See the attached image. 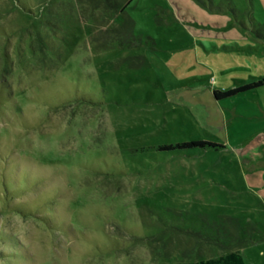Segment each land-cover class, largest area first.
Segmentation results:
<instances>
[{
  "label": "rangeland",
  "instance_id": "rangeland-1",
  "mask_svg": "<svg viewBox=\"0 0 264 264\" xmlns=\"http://www.w3.org/2000/svg\"><path fill=\"white\" fill-rule=\"evenodd\" d=\"M127 1L0 0V264H264V0Z\"/></svg>",
  "mask_w": 264,
  "mask_h": 264
},
{
  "label": "trees",
  "instance_id": "trees-1",
  "mask_svg": "<svg viewBox=\"0 0 264 264\" xmlns=\"http://www.w3.org/2000/svg\"><path fill=\"white\" fill-rule=\"evenodd\" d=\"M128 1H130V0H128ZM127 2L125 3V5H123L122 10H124L123 8L126 6ZM262 83H264V77L258 81L251 82V83L241 85L238 87H234V88H231L228 90L214 91V94H215V96H227V95L234 94L235 92L240 91V90H245L248 88H252V87L261 85ZM202 143H204V142H202ZM191 144H197V143H195V142H184V143H176L174 145L165 144V145H161L160 149H173L175 147H184V146H189ZM184 264H246V263H245V260L242 256V254H240V252H238L237 250H230V251L223 253L219 256H216V257H208L205 259L188 261V262H185Z\"/></svg>",
  "mask_w": 264,
  "mask_h": 264
}]
</instances>
